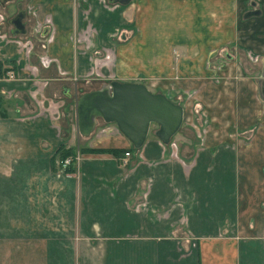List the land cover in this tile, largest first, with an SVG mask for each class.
<instances>
[{"label":"crops","instance_id":"0c3cea01","mask_svg":"<svg viewBox=\"0 0 264 264\" xmlns=\"http://www.w3.org/2000/svg\"><path fill=\"white\" fill-rule=\"evenodd\" d=\"M0 16V264H264V0H10ZM113 82L182 107L168 144L155 125L137 150L101 118L79 131V100ZM61 145L72 174L50 171Z\"/></svg>","mask_w":264,"mask_h":264},{"label":"water","instance_id":"95a60500","mask_svg":"<svg viewBox=\"0 0 264 264\" xmlns=\"http://www.w3.org/2000/svg\"><path fill=\"white\" fill-rule=\"evenodd\" d=\"M106 1L121 6L130 2ZM21 18L22 15H18L13 23L17 34L23 32ZM261 95L264 99V87ZM77 110L78 128L81 133H88L93 120L101 118L107 124H114L135 150L143 145L151 125L156 126L154 136L162 144H168L181 126L183 113L181 106L161 94L151 93L142 84L117 82L105 86L103 90L83 96L78 102Z\"/></svg>","mask_w":264,"mask_h":264},{"label":"trees","instance_id":"16d2710c","mask_svg":"<svg viewBox=\"0 0 264 264\" xmlns=\"http://www.w3.org/2000/svg\"><path fill=\"white\" fill-rule=\"evenodd\" d=\"M83 151L89 152H101V153H110L115 157H120L126 152L120 149H111V150H92L85 149ZM75 156V151L73 148H67L63 145L59 146L53 155L50 157V171L53 173H63V174H72L74 172L73 160ZM70 158L72 161L63 169L60 168V162H63L65 159Z\"/></svg>","mask_w":264,"mask_h":264},{"label":"built area","instance_id":"2783aa9c","mask_svg":"<svg viewBox=\"0 0 264 264\" xmlns=\"http://www.w3.org/2000/svg\"><path fill=\"white\" fill-rule=\"evenodd\" d=\"M3 20V18L0 16V22ZM40 29H41V26L39 25V24H36V26H35V31L36 32H39L40 31ZM50 40V36L48 37V41ZM26 46H28L29 45V42H26V44H25ZM248 58L250 59V60H252V61H257V57H252V56H250V55H248ZM40 64L42 65V67H48V65L50 64V60H48L47 58H45V57H41L40 58ZM129 156V153L128 152H126L125 154H124V158H127ZM76 159V158H75ZM75 159L73 160V162H75ZM72 160L70 159V158H67V159H65L63 162H60L59 164H60V168L61 169H63V168H65L70 162H71ZM77 161V160H76Z\"/></svg>","mask_w":264,"mask_h":264},{"label":"flooded vegetation","instance_id":"af4514ba","mask_svg":"<svg viewBox=\"0 0 264 264\" xmlns=\"http://www.w3.org/2000/svg\"><path fill=\"white\" fill-rule=\"evenodd\" d=\"M9 2H10V0H8V1L7 0L6 1L5 0H0V6L1 7H5L7 4H9ZM18 15H22V18H21L20 22H21V25H22L21 28H22V31H23V29H24V24H23L24 13L21 10L20 4H18L16 6L15 13L12 16H10V17H8V18L5 19V22L7 23V25L11 26L13 32H15V33H16L17 28L14 27L13 23L16 22V17Z\"/></svg>","mask_w":264,"mask_h":264},{"label":"rangeland","instance_id":"374dc122","mask_svg":"<svg viewBox=\"0 0 264 264\" xmlns=\"http://www.w3.org/2000/svg\"><path fill=\"white\" fill-rule=\"evenodd\" d=\"M14 10H15V9L12 8L11 11H10V13H11V12H14ZM3 23H4L3 25H5V22H3ZM24 42H25V41H24ZM154 128H155V127L152 126L151 129H150V131H149V133L153 132L152 130H154Z\"/></svg>","mask_w":264,"mask_h":264}]
</instances>
